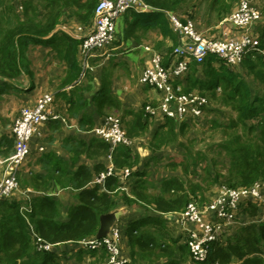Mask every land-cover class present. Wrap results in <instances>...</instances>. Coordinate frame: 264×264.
<instances>
[{
    "label": "trees",
    "instance_id": "obj_1",
    "mask_svg": "<svg viewBox=\"0 0 264 264\" xmlns=\"http://www.w3.org/2000/svg\"><path fill=\"white\" fill-rule=\"evenodd\" d=\"M236 1L145 0L154 10L129 11L131 21L128 18L125 34L126 37L138 36L156 28L163 37L156 45L157 51L164 57L172 55L173 58L179 36L171 27L166 12L178 15L184 23L193 21L200 31L203 27L216 26L232 12ZM98 2L24 0L23 12L19 14L17 3L13 5L7 0H0V99L9 93L33 91L34 75L27 53L31 42L45 43L53 48L57 59L67 65L61 87L72 86L66 94L68 112L78 119L81 131H92L96 127L94 113L105 117L107 113L115 112L121 113L120 119L129 139L146 136L154 120V116L146 111L147 102L138 111L123 108L118 99L109 93L106 76L102 79L100 90L91 99L86 97L92 90L93 76L90 68H84L81 63L80 46L83 41L60 26L63 16L69 14L68 10L79 21H90ZM257 8L263 16L264 8ZM257 31L259 47L264 49V21ZM168 39L172 41L171 46H167ZM237 67L257 79L255 87ZM23 76H29L30 83L23 84ZM82 78L85 81L82 82ZM182 81L185 91L196 90L208 96L210 102L213 101L214 105L205 108L208 112L204 117L208 119L210 129L220 133L221 139L207 146V151L215 152L226 160L218 162L212 158L211 162L207 161L208 152L195 149L184 141V133L191 125L199 124V118L190 117L183 122L168 118L151 134L149 149L153 156L145 163L144 169H134L141 160L139 153L130 146L120 145L113 152L115 174L107 177L102 185L96 183L90 187L88 184L107 170L103 159L110 153L111 146L95 134L89 144L74 137L75 152L97 158L94 166L82 164L73 170L69 162L50 152L41 159L47 173H33L22 179L23 187L30 186L42 192H46L51 187L49 183L55 181L59 187L70 188L75 193L74 201L64 205L52 196L40 195L33 199L27 210L22 209L23 205H27L22 198L0 201V264H84L88 259L89 264H99L109 258L106 247L94 249L81 242L95 238L100 217L118 208L121 201L130 206L138 204L157 214L183 210L192 199L208 202L207 189L213 185L238 188L264 182V56L253 51L240 65L231 66L222 58L209 55L203 63H190ZM219 87L222 88L220 92ZM0 122L7 125L15 121L11 123L0 117ZM50 122L53 131L62 130L61 123ZM195 140L189 139L190 142ZM173 144L184 150V160L179 163L170 161L167 166L170 170L181 168L187 179L168 174L159 186L148 175V164L163 160L165 156L159 155V152ZM15 150L16 137L12 132L0 136V159L9 158ZM125 168L133 169L132 176H138L135 185L129 180L121 181L117 176V170ZM170 170L168 168L167 172ZM100 186L106 190L100 191ZM128 188L129 191L126 190ZM258 206L247 201L240 205V217L245 224L239 225L230 236L212 242L206 263L192 260L187 243L177 244L173 237L166 238L163 230L159 232L158 228L164 220L162 217L151 215L130 222L123 230L120 229L121 242L126 238L130 248L129 259L124 264H157L163 258L165 261L160 264H185L191 260L193 264L216 261L229 264L232 256L241 259V264H264V221L246 223L243 218L257 215ZM63 209H66V215ZM34 233L55 246L50 250H37Z\"/></svg>",
    "mask_w": 264,
    "mask_h": 264
},
{
    "label": "built area",
    "instance_id": "obj_2",
    "mask_svg": "<svg viewBox=\"0 0 264 264\" xmlns=\"http://www.w3.org/2000/svg\"><path fill=\"white\" fill-rule=\"evenodd\" d=\"M24 0H18V6L23 9ZM147 12L152 8L145 0H100L94 13V24L91 31L84 37L80 46L81 63L84 68L89 66V59L97 50L112 44L116 39L118 21L129 11ZM173 30L180 36L182 42L174 48V57L170 66L164 65V56L155 51L151 67L143 74L142 81L164 91L162 102L158 107L151 104L146 111L151 115L160 111L169 118L183 122L188 118L204 116L208 106V98L200 93L183 91V82L190 67L195 61L203 63L209 55L222 58L231 66L242 63L251 52L256 51L264 56L260 48L259 33L256 24L263 16L262 12L249 0H241L229 15L225 16L216 29V34H204L195 24L188 20L182 22L174 13L166 12ZM53 93H43L34 105L24 106L16 118L12 133L16 137V150L7 159H0L5 165V173L0 179V201L13 199L24 195L21 190L18 172L22 169L31 152V140L40 124L58 119L60 114L51 109ZM80 131L79 128H77ZM92 132L109 142L111 149L108 155L110 165L107 170L98 175L94 183L103 184L107 177L115 174L113 152L120 145H129L127 131L120 117L110 115L102 123L92 129ZM42 149V148H41ZM128 171L121 174L120 180L125 181ZM215 197L203 203L189 202L180 212L182 223L195 224L189 232L187 244L192 260L196 263H206L210 255L211 243L234 233L237 224H245L240 217V205L250 202L264 207V182H256L251 187L217 188ZM30 206L23 205L27 210ZM120 229L112 226L104 237L84 240L81 244L90 248L106 247L109 258L99 264H124L127 259L122 255L120 244ZM37 250H50L55 244L45 241L34 233ZM211 264H221L216 261Z\"/></svg>",
    "mask_w": 264,
    "mask_h": 264
},
{
    "label": "crops",
    "instance_id": "obj_3",
    "mask_svg": "<svg viewBox=\"0 0 264 264\" xmlns=\"http://www.w3.org/2000/svg\"><path fill=\"white\" fill-rule=\"evenodd\" d=\"M75 11H78L77 8H75ZM69 14H65L63 18L61 19V28H63L65 31H68L72 35L78 37L79 39H84V37L91 31L93 28L94 24V15L91 17L90 21L87 22H82L77 19V17L71 16L70 10L67 11ZM129 12L125 14V23L128 24V17ZM216 26H219L217 24ZM215 26V27H216ZM218 29V28H216ZM143 33V32H142ZM154 37L149 38L150 36ZM179 36V35H178ZM162 35L159 32L158 29H150L148 32H145V34L139 33L138 36H130L127 37L126 40L120 41V39L115 43H113L111 46L104 47L100 50H97L94 55L89 59V66L90 72L92 73L91 75L93 76V80H91V85H92V90L90 93L86 94V97L88 99H91L92 95L96 92H98L101 88L102 85V79L104 76H106V81H107V86L109 93L113 95L115 98L118 99L119 102H121V105L123 108H128L130 110H135L133 107H128L126 104H128L129 100L132 102V99H140L142 103L149 101L152 106L158 107L160 103L162 102L164 91L153 87L147 83H144L142 81V77L147 68L151 67L152 65V58L153 54L155 51H157L156 45L162 41ZM182 42L180 36H179V44ZM172 41L170 39L167 40V46H171ZM40 48V49H39ZM42 50L46 53H49V57L51 60L43 67L44 75L39 72V68L36 63V57H33L31 53ZM27 56L30 60V69L33 72L34 75V83L35 87L33 91L29 93H19L13 94L14 98H19L21 99V109L17 110L19 113L21 112L22 108L27 105H34L37 101V99L46 92L53 93L54 100L51 105V109L55 111L56 113L60 114V118L58 119H52L55 121H58L59 123L62 124V130L60 131H53L50 122L51 120L45 121L42 124L38 126L36 129L32 140H31V152L25 161L22 169H21V174H20V187L21 190L26 192L24 195H20L19 198H22V202L25 201L27 203V206H31L32 201L35 197H39L40 195H49L52 196L60 201L64 205H69L74 201L73 196L75 193L70 188H61L57 184V182L52 181L49 184H51V187L46 190V192L42 191H37L34 190L32 187L27 186L23 187V181L22 179L25 178L26 175L33 174V173H47L45 168L42 166L41 159L45 157L48 153L54 152L57 157H60L67 162H69L70 167L73 170H76L80 165L82 164H87L90 167L94 166L95 161L97 158L89 157L87 154L81 153L77 154L75 152L76 146L73 143L74 137L81 139L85 143L89 144L91 143V140L93 137H95L94 133L92 131H79L77 130L78 127V119L72 117L69 112H68V104H67V99H66V94H69V91L72 89L71 85H68L67 87H61L63 79L66 74V69L67 65L65 62L60 61V59H57L56 53L54 52L53 48L49 45H46L45 43L43 44H38V43H30L29 45V50L27 53ZM47 59V58H46ZM122 61H125L124 63ZM172 62V55H169L164 58V65L166 67L170 66ZM194 62V61H193ZM109 63H111L114 66H110ZM192 63V62H191ZM123 70L122 72H120ZM143 71V72H142ZM38 74L41 75L38 78ZM106 74V75H105ZM125 76V82L127 84H130L132 88H134V93L128 95L127 94V89L126 85L123 86V90L120 91V88L118 86L119 83V77ZM135 76L139 79H137L136 83L135 82ZM30 77L28 76H23L21 81L23 84L27 85V83H30ZM128 80V81H127ZM81 81H85V79H81ZM180 82V81H179ZM132 83V84H131ZM183 83V82H180ZM184 85V83H183ZM185 86V85H184ZM119 88V89H118ZM44 89V92H42ZM61 91H64L61 93ZM141 91V92H139ZM143 95H139V93H142ZM95 93V94H96ZM11 96L4 95L2 99H8V97L12 98ZM131 96L133 98H131ZM33 97V98H31ZM131 98V99H130ZM31 99V100H30ZM128 101V102H127ZM94 118L96 121V126L100 125L103 118H106L107 116L110 115H116L115 112L113 113H107L104 116H98L97 113H94ZM169 117H166L161 111L157 114L156 119L154 117L153 124L154 130L151 129L152 126L150 127V131L146 136L142 137H137V139L143 140V142H146L145 145L146 147L144 148V152L141 153V151L138 150V146L134 145L137 140L136 138L130 139L131 140V145L132 149L136 152L139 153L140 155V162L137 167L134 169H144V165L147 161L150 160V158L153 156V152L149 149V141L151 138V134L158 128L160 125H162L166 119ZM172 119V118H169ZM16 119L11 118L10 121L11 123L15 121ZM174 120V119H173ZM176 121V120H174ZM178 122V121H177ZM14 123V122H13ZM13 125L12 124H3L0 122V136L5 134L6 132H12ZM11 130V131H10ZM146 138V139H144ZM148 138V140H147ZM147 140V141H146ZM42 148V149H41ZM172 149H175L173 146L171 147ZM147 149V151H146ZM180 149V148H179ZM166 149H162L159 152V155L165 156ZM148 153V155H147ZM109 155V154H108ZM108 155L105 156L103 161L106 163L107 166L110 165V162L108 160ZM164 160V158H163ZM170 162V161H169ZM148 167V175L151 176V171L152 170H159L158 174L160 177L154 178L151 177L153 180L157 181V185H161V181L168 175H176L173 170H170V172H167L168 166L167 163L161 164L162 167H159L160 165L157 166L155 162H150ZM0 162V172L3 170L5 167ZM163 168V169H162ZM171 169V168H170ZM128 171V174L126 175L125 180L131 181V184H136L138 176H132V171L133 169H118L117 170V176L120 177L121 174L125 173V171ZM1 174V173H0ZM178 175H180L177 172ZM3 175V174H2ZM96 178V177H95ZM95 178L88 184V186L92 187L96 183H94ZM102 185V184H101ZM104 186H100V191H105ZM129 191V188L126 189ZM65 191H68L69 196L68 199L64 201V193ZM120 206L116 208L113 211L120 210V208H126V210L122 209L121 211V216L118 218L119 220L125 221V224L127 225L130 222H133L135 220H140V219H145L148 216L151 215H157L159 217H162L164 220L159 226V232L163 230V233H165L166 238H169L170 236L173 237V239L177 240V244L180 243H187L189 232L192 228H194L195 224L192 222L188 223H182L180 220V212L182 210H171L167 212H161V213H153L150 210H144L142 211H131L132 206L127 205L120 202ZM258 214L255 216H243V218L246 220V223L250 222H256L260 223L264 221V207L263 206H258ZM111 211V212H113ZM64 215H66V209H63ZM116 221V222H118ZM114 226H117L114 225ZM175 226V227H173ZM127 239L124 238V250L130 254V248L127 245ZM169 240V239H168ZM127 258V257H126ZM129 259V256H128ZM127 259V260H128ZM90 259H88L87 262H83L84 264H89ZM165 259H161L157 264L163 263ZM242 260L239 259L237 256H232L231 262L229 264H241ZM185 264H193L192 260L189 262H186Z\"/></svg>",
    "mask_w": 264,
    "mask_h": 264
},
{
    "label": "rangeland",
    "instance_id": "obj_4",
    "mask_svg": "<svg viewBox=\"0 0 264 264\" xmlns=\"http://www.w3.org/2000/svg\"><path fill=\"white\" fill-rule=\"evenodd\" d=\"M8 1V3H11V4H15V3H17V9H18V13L19 14H22V12H23V9H20L19 8V6H18V0H7ZM100 1V0H99ZM241 0H237L236 2H235V4H234V7H233V10L232 11H234V9H236V7L238 6V4H239V2H240ZM249 1H251V3L252 4H255L256 6H259L260 7V9L262 8V10H263V8H264V0H249ZM125 21V16H123V17H121L120 19H119V21H118V26H117V31H116V37L117 38H119L121 41L123 40H126L127 39V37H126V34H125V27H126V23L124 22ZM263 21H264V12H263V18H262V20L259 22V23H257L256 24V30H257V27L259 26V24H261V23H263ZM193 22V21H192ZM220 22V21H219ZM218 22V23H219ZM194 23V22H193ZM217 23V24H218ZM195 24V23H194ZM216 28H219L218 26H213V27H203V29H201L200 30V32H204V34H207V35H209V34H216L217 32H216ZM258 33H259V31H258ZM150 36V35H149ZM149 38H153L154 39V37H149ZM112 44H110V45H108V47L109 46H111ZM40 49V48H39ZM31 55L33 56V57H36V63H37V66H38V68H39V72L41 73V75L43 74L44 75V71H43V67H45V65L51 60V58L49 57V53H46V52H44V51H42V50H38V51H35V52H33V53H31ZM47 58V59H46ZM123 63L125 62V61H122ZM109 65L110 66H114V65H112L111 63H109ZM237 70H239L240 72H241V74L244 76V77H246L247 79H248V81L249 82H251L252 84H253V86L255 87V85H254V83H258V81H256V80H254L255 78L252 76V75H250L249 74V72L248 71H246V70H242V69H240L239 67H237L236 68ZM123 70H121L120 72H122ZM145 71V70H144ZM143 72V71H142ZM144 73V72H143ZM197 74H200V73H197ZM41 75H39L38 74V78L41 76ZM143 75V74H142ZM199 76V75H198ZM203 77H205V76H203ZM125 79H126V77L125 76H121V77H119V83H118V86H119V88H120V91L121 90H123L122 88H123V86H125L126 85V91H127V94L128 95H130V94H132V93H134V88H132L131 87V85L130 84H127V82H125ZM137 79H139V78H137L136 76H135V82H132L133 84L134 83H136L137 82ZM128 81V80H127ZM131 83V84H132ZM118 88V89H119ZM186 88H185V86L183 87V91L185 90ZM222 90V88H218V91L220 92ZM42 92H44V89H43V91ZM139 92H141V91H139ZM190 92H195V93H198L199 94V92L198 91H196V90H192V91H190ZM18 93V92H17ZM13 94H16L15 92L14 93H9V94H5V95H9V96H13ZM20 95H21V93H19ZM139 95H143V92L142 93H139ZM207 98H208V96H206ZM31 98H33V97H31ZM131 98H133L132 96H131ZM130 98V99H131ZM136 98V101H135V99H132V102H130L131 100H129V102H128V104H126V106H128V107H133L135 110H133V111H138V110H140L141 109V107H143V104L144 103H146L147 102V105H149L150 104V102L149 101H146V102H144V103H142V102H140L141 100L140 99H137V97H135ZM209 99V98H208ZM31 100V99H30ZM121 103V102H120ZM22 104H21V99H19V98H14V96L12 97V98H10V97H8V99H0V117H5L7 120H10L11 118H14V119H16L18 116H19V111H17L18 109L20 110L21 109V106ZM209 105H214L213 104V101L212 102H210L209 100H208V106ZM207 108V107H206ZM207 112L208 111H206L205 112V114H204V116H206L207 115ZM110 113H112V112H110ZM208 115H209V113H208ZM213 115V114H212ZM116 117H121V113H117L116 115H115ZM154 117H155V119H156V116H157V114H154L153 115ZM204 116H202V117H199V119L201 120V122H198L199 124H197V125H191L190 126V129H189V131H187V132H185L184 134H186V136L185 137H183V139H184V141L187 143V144H189L191 147H193V148H195V149H202L203 151H206V152H208L207 151V146H209V145H212V144H214L216 141H219L220 139H221V135H220V133L219 132H214L212 129H210V124L208 123V119L206 118L205 119V117ZM215 116H218V115H215ZM221 116L219 115V118H220ZM122 118V117H121ZM193 120V119H192ZM210 120V119H209ZM152 124H153V122H152ZM152 124H151V126H152ZM204 124V125H203ZM13 125V124H12ZM151 129H155L154 128V126H152V128ZM196 139L195 140V142H190L189 141V139ZM137 139V138H136ZM144 139H146V138H144ZM147 140H148V138H147ZM146 140V141H147ZM135 144L134 145H136V146H138V150L139 151H141V153H143L144 152V148L146 147V145H145V143L146 142H143V140H141V139H137V140H135ZM131 145V144H130ZM130 145H127V146H130ZM174 147L175 149H172L171 147ZM164 149H166V151L165 152H167L166 153V157L164 158V160H161L160 162H157L156 164H157V166L158 165H160L159 167H162L161 166V164H166V163H168L169 161H175V162H177V163H179L180 161H183L184 160V150H182V149H179L178 147H177V145H175V144H173V145H170V146H168V147H166V148H164ZM146 151H147V149H146ZM147 155H148V153H147ZM208 159H207V161H210L211 162V159L212 158H215V159H217L218 160V162H221V161H225L226 159L224 158V157H222L221 155H219V154H217V153H215V152H211V151H209L208 152ZM205 162L206 161H204L203 162V165L205 164ZM210 162H207V163H210ZM219 166H220V164H219ZM5 167V166H4ZM163 169V168H162ZM169 170H170V167H169ZM174 171V173H176V175H178L177 174V172H179L180 173V177H181V179H184V180H186L187 179V177L184 175V174H182V172H181V168H178L177 170H173ZM158 172H159V170H158V168H157V170H152L151 171V176L150 177H154V178H159L160 177V175L158 174ZM1 174H0V179L3 177V175H4V173H5V168L3 169V170H1V172H0ZM3 174V175H2ZM20 174H21V170L18 172V179H20L21 177H20ZM190 176H191V178H193V176H192V174H190ZM126 181V180H125ZM217 188H218V186L217 185H213V186H211V187H209L207 190V197L209 198V200L208 201H210L212 198H214L215 197V193H216V190H217ZM64 195V201L66 200V199H68V196H69V193H68V191H65V193L63 194ZM23 196V195H22ZM192 201H196L197 202V204L198 205H200V206H203L204 204L203 203H201L200 201H197V200H194V199H192L191 200V202ZM207 202V201H206ZM203 204V205H202ZM122 209H124V208H120V210H122ZM124 210H126V208L124 209ZM144 210H145V208L144 207H142V206H140V205H138V204H135V205H133L132 206V208H131V211H142V212H144ZM118 221V220H117ZM117 224V228H119V229H121V230H123L126 226V224H125V221H122V220H119L118 222H116L114 225H116ZM173 227H175V226H173ZM237 227H240L238 224H237ZM236 227V228H237ZM175 229H176V227H175ZM120 243H122L121 244V248H122V255L126 258V259H128V256H129V254L124 250V248H125V246H124V241H123V239H122V242H121V236H120ZM124 247V248H123ZM264 256V255H263Z\"/></svg>",
    "mask_w": 264,
    "mask_h": 264
},
{
    "label": "water",
    "instance_id": "obj_5",
    "mask_svg": "<svg viewBox=\"0 0 264 264\" xmlns=\"http://www.w3.org/2000/svg\"><path fill=\"white\" fill-rule=\"evenodd\" d=\"M120 216V210L103 214L100 217V227L96 236L99 238L106 236Z\"/></svg>",
    "mask_w": 264,
    "mask_h": 264
}]
</instances>
